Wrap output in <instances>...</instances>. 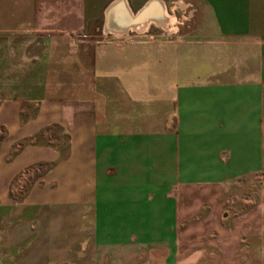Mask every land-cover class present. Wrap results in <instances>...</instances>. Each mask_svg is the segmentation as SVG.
<instances>
[{"label":"crops","instance_id":"obj_1","mask_svg":"<svg viewBox=\"0 0 264 264\" xmlns=\"http://www.w3.org/2000/svg\"><path fill=\"white\" fill-rule=\"evenodd\" d=\"M118 1L0 0V264H264V0Z\"/></svg>","mask_w":264,"mask_h":264},{"label":"rangeland","instance_id":"obj_2","mask_svg":"<svg viewBox=\"0 0 264 264\" xmlns=\"http://www.w3.org/2000/svg\"><path fill=\"white\" fill-rule=\"evenodd\" d=\"M177 0H172V2L169 5L168 13L169 14H174L176 18V23L174 24L175 27H177V33H173L171 36H180L183 34H186L189 32L193 25H194V16H193V7L189 4V2H185L186 5L183 2H180L181 9H172L175 7V3ZM184 18V19H183ZM186 18V19H185ZM164 33L161 31L160 28L156 27L155 25H151L150 29L146 33L138 34L131 32L127 35H124L122 37H125V41L132 42V41H143V42H148V41H153V40H158L159 38H163ZM111 35H107V38L103 35V42H111L115 40ZM90 40L94 41H99L100 40V35L95 34L92 35ZM157 53H161V57L159 58V62H163L164 57L162 56L163 51L159 49ZM152 54V53H151ZM153 57V55H151ZM134 74H141V75H146L148 74V67H144L142 69H137L133 71ZM190 73V72H189Z\"/></svg>","mask_w":264,"mask_h":264},{"label":"bare ground","instance_id":"obj_3","mask_svg":"<svg viewBox=\"0 0 264 264\" xmlns=\"http://www.w3.org/2000/svg\"><path fill=\"white\" fill-rule=\"evenodd\" d=\"M125 0H119L117 3H115L109 10V13L117 6L124 5ZM158 4L157 1H153L149 4H147L141 12L138 14V18L141 20L146 19V25H148V22L155 24L156 26H162L165 27L166 24L169 23L168 18H164L163 12L160 11L159 9H154V6ZM149 17V20H148ZM173 22H176V19H173Z\"/></svg>","mask_w":264,"mask_h":264}]
</instances>
